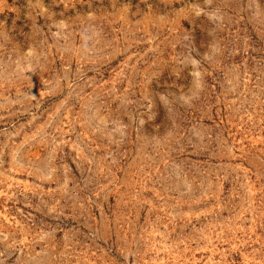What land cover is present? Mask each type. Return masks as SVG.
Segmentation results:
<instances>
[{
	"label": "rangeland",
	"instance_id": "obj_1",
	"mask_svg": "<svg viewBox=\"0 0 264 264\" xmlns=\"http://www.w3.org/2000/svg\"><path fill=\"white\" fill-rule=\"evenodd\" d=\"M0 264H264V0H0Z\"/></svg>",
	"mask_w": 264,
	"mask_h": 264
}]
</instances>
